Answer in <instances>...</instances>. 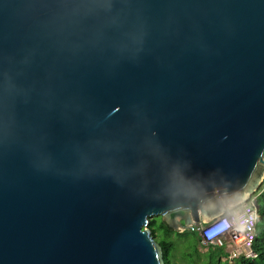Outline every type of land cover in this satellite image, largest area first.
Returning <instances> with one entry per match:
<instances>
[{"label": "water", "instance_id": "water-1", "mask_svg": "<svg viewBox=\"0 0 264 264\" xmlns=\"http://www.w3.org/2000/svg\"><path fill=\"white\" fill-rule=\"evenodd\" d=\"M264 181V0H0V264H165Z\"/></svg>", "mask_w": 264, "mask_h": 264}, {"label": "built area", "instance_id": "built-area-1", "mask_svg": "<svg viewBox=\"0 0 264 264\" xmlns=\"http://www.w3.org/2000/svg\"><path fill=\"white\" fill-rule=\"evenodd\" d=\"M264 192V181L257 193L246 203L227 210L207 224L194 226L201 241L200 247L229 248L233 259L256 257L254 243L259 223L258 197Z\"/></svg>", "mask_w": 264, "mask_h": 264}, {"label": "trees", "instance_id": "trees-1", "mask_svg": "<svg viewBox=\"0 0 264 264\" xmlns=\"http://www.w3.org/2000/svg\"><path fill=\"white\" fill-rule=\"evenodd\" d=\"M258 205L260 222L257 225V237L254 243V250L257 254V257L252 259H238L235 261L237 264H264V192L258 197ZM149 228L151 229L152 235L156 240L157 232H161L162 234V238L158 240V242L162 246L165 264H174L172 258L173 252L175 250V242L170 238L173 234L184 239H188L189 235L194 234V254H196L198 257L202 256L199 251L201 238L196 229L194 231L186 230L183 233L175 232L173 229L168 227L161 220V218L157 217L151 219ZM223 249L224 248L211 247L209 253L207 254L208 261L205 264H217L220 258V254H218V252L221 250L223 251Z\"/></svg>", "mask_w": 264, "mask_h": 264}, {"label": "rangeland", "instance_id": "rangeland-1", "mask_svg": "<svg viewBox=\"0 0 264 264\" xmlns=\"http://www.w3.org/2000/svg\"><path fill=\"white\" fill-rule=\"evenodd\" d=\"M158 218V217H157ZM162 238L161 232H157V241ZM171 240L175 242V250L173 252L174 264H205L208 261L207 254L210 251L199 246V251L202 256L198 257L194 254L193 244L195 242L194 234L189 235L188 239L180 238L177 235H171ZM220 257L224 254L223 251H219ZM192 255V256H191ZM218 264V263H217ZM229 264V263H221ZM236 264V263H234Z\"/></svg>", "mask_w": 264, "mask_h": 264}, {"label": "crops", "instance_id": "crops-1", "mask_svg": "<svg viewBox=\"0 0 264 264\" xmlns=\"http://www.w3.org/2000/svg\"><path fill=\"white\" fill-rule=\"evenodd\" d=\"M259 206V205H258ZM259 222H260V219H259ZM259 224V223H258ZM256 237H257V230H256ZM224 251V254L219 258V262L218 264H221L222 262L223 263H229V264H234L236 263L235 261L238 260V259H233L230 255V252H229V248H225L223 249ZM255 251V250H254ZM256 253V252H255ZM256 257H257V254H256ZM254 257V258H256ZM252 259V258H251ZM237 264V263H236Z\"/></svg>", "mask_w": 264, "mask_h": 264}]
</instances>
